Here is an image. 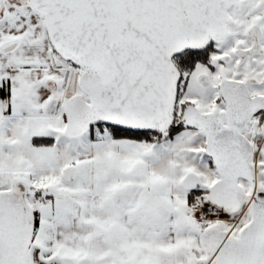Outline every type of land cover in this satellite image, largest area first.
I'll list each match as a JSON object with an SVG mask.
<instances>
[{"label": "crops", "instance_id": "crops-1", "mask_svg": "<svg viewBox=\"0 0 264 264\" xmlns=\"http://www.w3.org/2000/svg\"><path fill=\"white\" fill-rule=\"evenodd\" d=\"M69 65L29 0H0V87L10 98L0 170L39 191L31 264H209L187 256L191 194L175 170L176 156L203 151L202 134L137 139L94 128L67 137L62 101L78 79Z\"/></svg>", "mask_w": 264, "mask_h": 264}, {"label": "water", "instance_id": "water-1", "mask_svg": "<svg viewBox=\"0 0 264 264\" xmlns=\"http://www.w3.org/2000/svg\"><path fill=\"white\" fill-rule=\"evenodd\" d=\"M237 0H29L42 19L53 51L79 68V93L62 101L64 133L75 138L96 124L138 132L184 126L203 133V153L218 178L207 187V206L234 214L248 204L251 218L237 236L210 226L199 232L214 264H264V196L254 185L251 148L241 130L263 103L243 83L223 80L226 108L216 121L193 104L178 119L181 72L173 57L206 48L226 34L227 10ZM10 98L0 96V122ZM224 118L226 124L220 120ZM250 182L247 193L238 180ZM187 174L184 189L198 188ZM29 185L0 170V264H31L35 213Z\"/></svg>", "mask_w": 264, "mask_h": 264}, {"label": "flooded vegetation", "instance_id": "flooded-vegetation-1", "mask_svg": "<svg viewBox=\"0 0 264 264\" xmlns=\"http://www.w3.org/2000/svg\"><path fill=\"white\" fill-rule=\"evenodd\" d=\"M227 12L226 34L202 50L187 53L182 60L185 68L181 73L196 71L192 78L194 85L216 94L213 102L217 105L221 103V109L202 111L195 105L202 113H212L216 121L226 108L219 88L223 80L243 83L250 98L262 97L263 103L241 130L251 148L250 161L254 164V185L257 188L260 187L258 177H264V0H237ZM188 82L185 77L184 89L188 87ZM187 104L193 103L186 102L177 114L175 111L176 119ZM220 122L227 123L224 118ZM238 182L248 187L247 193L251 192L253 185L250 182L241 179ZM261 187H264V181ZM257 192L264 196L263 192Z\"/></svg>", "mask_w": 264, "mask_h": 264}, {"label": "rangeland", "instance_id": "rangeland-1", "mask_svg": "<svg viewBox=\"0 0 264 264\" xmlns=\"http://www.w3.org/2000/svg\"><path fill=\"white\" fill-rule=\"evenodd\" d=\"M65 64L69 65L70 63L68 64V62L65 61ZM69 66L70 68L74 69L76 77H77L79 74V69L74 67L71 64ZM195 73L194 71L190 74L185 71L184 72L182 71L181 73V79L178 83V96H177L176 108H175L176 114L179 112V109L182 107V105L186 102L193 103L202 111H210V110H216V109L219 110L222 107L221 103H218V105L214 104L213 100L216 97V94L213 93L210 89H201L197 87L196 85H194V83L192 82V78ZM185 77L186 79H189L188 87L186 89H184ZM75 90L77 93L80 92L78 87H76ZM195 131H197L199 134L201 133L198 130H195ZM88 132L89 131L85 132V134H87ZM161 133H168V130H164ZM201 134L203 136V144H204L205 138H204L203 133ZM189 136L190 134L188 132L187 137ZM188 139L189 138H186V140L184 141L186 142ZM176 158H177V161L175 163L176 173L184 172L181 182L187 174L193 173L197 175L200 180V183L197 189L206 191L208 187L207 178L217 179V175L214 170V167L211 161L208 159V157L204 155L203 151L202 152L198 151L197 155L194 157H191V156L188 157L187 153L186 154L181 153L180 157L178 155L176 156ZM258 178H259L258 182L260 183V187H257V190L264 193V187H261L264 181L263 180L264 177L259 176ZM244 188H245V191L248 190V187H244ZM184 191L186 192V190ZM30 193L28 194L27 199H28V202L31 203L30 205L33 206L34 198L33 196L30 195ZM250 218H251V214H250L248 204H244L242 209L234 214H227L215 208H208V210L200 217L199 220L194 219V216L190 217L188 220V230H187L188 237L186 238L187 239V244H186L187 256L188 257L195 256V259L201 261V263L210 261L209 264H214V257H212L211 259H208L204 251L202 250L200 239H199V232L210 226H216V227H219L220 229L226 230L229 234L237 236L240 229L246 223L249 222Z\"/></svg>", "mask_w": 264, "mask_h": 264}, {"label": "trees", "instance_id": "trees-1", "mask_svg": "<svg viewBox=\"0 0 264 264\" xmlns=\"http://www.w3.org/2000/svg\"><path fill=\"white\" fill-rule=\"evenodd\" d=\"M191 52H195V51L187 50V51H185V52L173 57V61L176 64V66L179 68V70H182L183 68H185L182 65L183 64L182 60L184 59V56L187 55V53H191ZM80 73H81V70L79 69V74ZM79 74H78V76H79ZM6 85H7V82H6ZM0 96H9V92L8 91H5V92L3 91V85L0 87ZM93 128H107V129H109V131L111 132L113 137L130 136V137L137 138V139H153V138L159 137V135L162 134L161 132L130 131V130L122 129V128H119V127H116V126L105 125V124L92 125V126H90L88 128V131L92 130ZM182 128H184V126L171 127V128H169L167 130H168L169 133H174V132H176V131H178V130H180ZM32 142L34 144H36V145H45V144H51L52 140L51 139H46V138H34L32 140ZM29 188H30V192H31V193L29 192L30 195L33 196V198H37V196L39 195L38 189H36L34 187H29ZM193 192H194V190L189 191V193L191 194V200H192ZM34 213H35V228H36L37 224H38V213H37V211L35 209H34Z\"/></svg>", "mask_w": 264, "mask_h": 264}, {"label": "built area", "instance_id": "built-area-1", "mask_svg": "<svg viewBox=\"0 0 264 264\" xmlns=\"http://www.w3.org/2000/svg\"><path fill=\"white\" fill-rule=\"evenodd\" d=\"M206 191L195 189L190 203V210L194 219L199 220L200 217L208 210Z\"/></svg>", "mask_w": 264, "mask_h": 264}]
</instances>
